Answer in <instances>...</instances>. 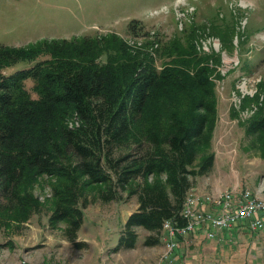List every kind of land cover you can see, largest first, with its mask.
Here are the masks:
<instances>
[{
    "label": "trees",
    "instance_id": "obj_1",
    "mask_svg": "<svg viewBox=\"0 0 264 264\" xmlns=\"http://www.w3.org/2000/svg\"><path fill=\"white\" fill-rule=\"evenodd\" d=\"M136 23H129L130 33ZM93 38L0 44V230L41 210L27 183L45 175L54 180L48 225H63V239L74 248L86 247L78 231L94 199L122 198H135L137 206L112 250L135 248L136 229L147 232L144 246H158L164 221L184 225L188 193L214 166L212 69L190 43L172 46V62L158 70L150 54L113 34ZM42 56L47 59L3 72ZM28 80L36 99L25 89ZM73 117L77 124L70 127ZM246 132L264 136V115L253 117Z\"/></svg>",
    "mask_w": 264,
    "mask_h": 264
},
{
    "label": "rangeland",
    "instance_id": "obj_2",
    "mask_svg": "<svg viewBox=\"0 0 264 264\" xmlns=\"http://www.w3.org/2000/svg\"><path fill=\"white\" fill-rule=\"evenodd\" d=\"M132 20L137 22V30L130 33ZM108 34L150 54L158 70L172 62L170 57L174 56L168 55L172 46L183 48L190 43L195 48L204 65L212 69L217 98L211 142L214 166L195 183L210 177L209 183L215 180L227 190L249 188L264 198V191L258 192L264 186V136L246 132L253 117L264 115V0H0V44L6 46L25 48L41 39L100 40ZM45 59L21 62L3 72L12 73ZM100 61L105 62V58ZM33 84L26 81L25 89L36 99ZM76 124L75 117L68 121L70 127ZM53 182L45 175L28 181L27 188L40 202L41 210L27 222L0 230V264L21 260L26 264H156L163 240L158 246H144L147 232L142 229H136L139 237L135 248L112 250L126 215L136 209L135 198L109 203L94 199L84 211L78 231V241L86 247L76 249L65 241L63 225L57 229L48 225ZM95 193L89 190L87 196L95 197ZM263 232L255 233L257 245L251 254L246 245L226 246L219 262L213 257L210 264H247L248 258L264 264ZM5 239L10 240L11 248L1 244ZM193 254L198 255L191 247L183 256L192 264L196 259Z\"/></svg>",
    "mask_w": 264,
    "mask_h": 264
},
{
    "label": "built area",
    "instance_id": "obj_3",
    "mask_svg": "<svg viewBox=\"0 0 264 264\" xmlns=\"http://www.w3.org/2000/svg\"><path fill=\"white\" fill-rule=\"evenodd\" d=\"M262 191L264 186L258 192ZM207 206L215 210L207 209ZM180 215L185 222L182 226L174 225L170 220L163 223L164 248L156 264H178L176 256L179 244H187L190 237L200 230L209 239L218 232H230L236 227L256 233L263 231L264 198L249 188L228 189L212 196L190 192ZM16 264H26V261L21 260Z\"/></svg>",
    "mask_w": 264,
    "mask_h": 264
},
{
    "label": "crops",
    "instance_id": "obj_4",
    "mask_svg": "<svg viewBox=\"0 0 264 264\" xmlns=\"http://www.w3.org/2000/svg\"><path fill=\"white\" fill-rule=\"evenodd\" d=\"M209 178L210 177H206L205 179L201 178L202 180H197L194 184L192 192L198 195L212 196L227 190L219 185V183H216L215 180L213 181L211 179V181L213 182L209 183ZM234 188L235 187H232L231 189ZM207 209L215 210V208H213L212 206H207ZM263 231H260L258 233H261ZM255 233L256 232L249 231L244 227H236L230 232H218L214 238L209 239L205 236V232L203 230H200L198 233L190 237L189 244H185L183 242L180 243L176 256L178 264H191L190 261L185 256H183L184 251L190 249L191 247H193V249H196V252L198 253V255H192V257H196L195 262L192 264H201V258H203L202 264H210L211 258L213 257L216 258V262H219L220 258L218 257L221 256L223 248H225L226 246L235 248V246L240 247L242 245H246L248 253L251 254L252 250H255L257 245V238L255 237ZM9 241V239H5L1 244H5L7 249L11 248L10 245H8V243H10ZM159 249H161V246ZM142 258L146 257L143 256ZM154 260V258H149V261ZM245 262L247 264H255L254 260L250 258L245 260ZM215 263L213 262V264Z\"/></svg>",
    "mask_w": 264,
    "mask_h": 264
},
{
    "label": "water",
    "instance_id": "obj_5",
    "mask_svg": "<svg viewBox=\"0 0 264 264\" xmlns=\"http://www.w3.org/2000/svg\"><path fill=\"white\" fill-rule=\"evenodd\" d=\"M128 216H129V215H126V217H125V221L127 220Z\"/></svg>",
    "mask_w": 264,
    "mask_h": 264
}]
</instances>
